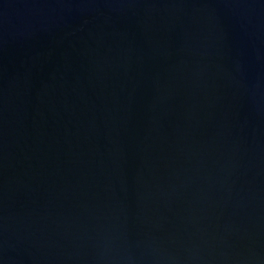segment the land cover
<instances>
[{
    "label": "water",
    "instance_id": "water-1",
    "mask_svg": "<svg viewBox=\"0 0 264 264\" xmlns=\"http://www.w3.org/2000/svg\"><path fill=\"white\" fill-rule=\"evenodd\" d=\"M0 264H264V0H0Z\"/></svg>",
    "mask_w": 264,
    "mask_h": 264
}]
</instances>
